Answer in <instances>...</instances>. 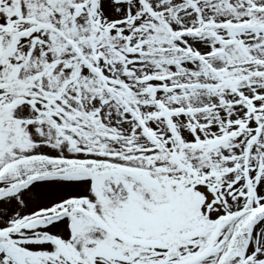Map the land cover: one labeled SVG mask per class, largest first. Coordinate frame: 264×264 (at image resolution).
I'll use <instances>...</instances> for the list:
<instances>
[{"label": "snow or ice", "instance_id": "obj_1", "mask_svg": "<svg viewBox=\"0 0 264 264\" xmlns=\"http://www.w3.org/2000/svg\"><path fill=\"white\" fill-rule=\"evenodd\" d=\"M0 264H264V0H0Z\"/></svg>", "mask_w": 264, "mask_h": 264}]
</instances>
